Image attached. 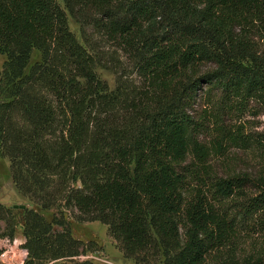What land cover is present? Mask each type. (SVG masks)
Instances as JSON below:
<instances>
[{
  "label": "trees",
  "instance_id": "trees-1",
  "mask_svg": "<svg viewBox=\"0 0 264 264\" xmlns=\"http://www.w3.org/2000/svg\"><path fill=\"white\" fill-rule=\"evenodd\" d=\"M63 4L0 0V156L18 192L52 213L20 207L23 264H93L71 212L106 225L136 264H264V171L222 177L210 163L233 149L264 160V133L240 122L264 108V0ZM102 44L137 85L99 77ZM16 227L0 205V239Z\"/></svg>",
  "mask_w": 264,
  "mask_h": 264
},
{
  "label": "rangeland",
  "instance_id": "rangeland-1",
  "mask_svg": "<svg viewBox=\"0 0 264 264\" xmlns=\"http://www.w3.org/2000/svg\"><path fill=\"white\" fill-rule=\"evenodd\" d=\"M61 6H64L63 0H57ZM70 30L75 34L80 44L85 45L81 34V27L70 16L68 17ZM94 39H97L94 37ZM100 51L107 57L108 68L97 67L96 71L99 77L107 83L111 90L117 87V80L121 73L127 75L128 80L138 83V79L134 74L132 67L125 57L115 48L110 45H100ZM39 57L37 52H34L33 62ZM6 60L4 55L0 54V75L3 64ZM114 64L118 66V71L113 70ZM209 67H204L206 70ZM123 69L125 72H123ZM198 111H201V105L198 106ZM244 124V132L251 135L264 133V108L253 109L246 114L240 121ZM259 154L254 151H243L233 149L222 159L218 158L211 160L213 172L222 177L236 176L247 174L249 176H257L264 171V160L259 159ZM0 205L11 208L15 211L17 218V227L14 241L0 239V264H23L27 258V251L23 248L25 244L24 237V212L20 207L44 215L48 220L52 219V213L43 212L38 206L23 197L16 189L10 163L7 159L0 156ZM17 207V208H16ZM20 208V209H19ZM76 213H67L66 219L70 224L72 235L75 239L84 243L92 244L93 252L89 253L82 260L88 259L93 264H136L134 261L126 259L120 251L118 245L110 238L108 227L100 222H79L75 218ZM162 264V263H159Z\"/></svg>",
  "mask_w": 264,
  "mask_h": 264
},
{
  "label": "water",
  "instance_id": "water-1",
  "mask_svg": "<svg viewBox=\"0 0 264 264\" xmlns=\"http://www.w3.org/2000/svg\"><path fill=\"white\" fill-rule=\"evenodd\" d=\"M17 208V207H16ZM21 208H24V207H21Z\"/></svg>",
  "mask_w": 264,
  "mask_h": 264
}]
</instances>
